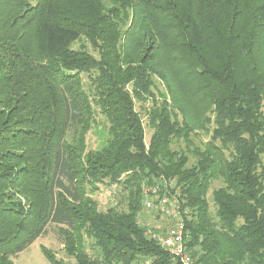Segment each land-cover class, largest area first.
<instances>
[{
  "label": "trees",
  "instance_id": "trees-1",
  "mask_svg": "<svg viewBox=\"0 0 264 264\" xmlns=\"http://www.w3.org/2000/svg\"><path fill=\"white\" fill-rule=\"evenodd\" d=\"M160 178L196 264H264V0H0V264L51 225L74 264H179L137 224ZM104 182L124 210L97 209Z\"/></svg>",
  "mask_w": 264,
  "mask_h": 264
},
{
  "label": "rangeland",
  "instance_id": "rangeland-1",
  "mask_svg": "<svg viewBox=\"0 0 264 264\" xmlns=\"http://www.w3.org/2000/svg\"><path fill=\"white\" fill-rule=\"evenodd\" d=\"M31 2H34V0H31ZM80 45L85 46V48L95 58L98 57L97 53L90 48V46L84 39H80L79 41L73 43L71 45V48L78 49ZM80 77L83 90L88 95H90V98H92V90L89 75L82 73ZM157 85L159 90L163 91V87L159 82L157 83ZM149 105V102L144 105L135 103V109L140 114L142 122L144 124V141L146 144H148L149 138L152 133V130L147 125V119L145 114V110L149 107ZM93 111L95 124L92 125L90 131L86 135L87 151H94L99 149L103 145L107 137V121L102 115H100L97 106L93 105ZM207 139V137L201 136L197 138L195 142L200 145L206 142ZM222 186L223 184L219 181L213 182L210 185V188L207 193V198L210 205L211 213H213L214 211V206L211 200V193ZM86 193L87 195L91 194L89 196L93 199V201L97 203V209L99 211H106L111 207H117L121 210H124L125 208V200H123L122 198L126 196V192L120 186L107 185V183L104 182L103 184H98L96 190H94L93 192L88 193L87 190ZM142 212L143 213L140 214L138 218L143 220L144 224H148L146 228H149L152 233L158 234L162 233L165 230L166 223L165 221H163L162 217L158 213L147 212L143 209ZM56 231V226H48L46 234L34 241L30 247L20 253L17 257L13 258L12 264H50L43 255V250H46L49 254L54 256L56 263L58 264H74L73 259L68 257L67 254L64 252L63 246L57 236ZM88 252L91 253L90 250H88Z\"/></svg>",
  "mask_w": 264,
  "mask_h": 264
},
{
  "label": "built area",
  "instance_id": "built-area-1",
  "mask_svg": "<svg viewBox=\"0 0 264 264\" xmlns=\"http://www.w3.org/2000/svg\"><path fill=\"white\" fill-rule=\"evenodd\" d=\"M141 194L143 210L158 213L165 221L166 228L162 233H152L149 228H146L148 224H144L140 218L137 220L138 226L145 227L146 235L151 236L173 261L179 264H196L187 249L184 236L183 216L189 211L184 207V201L175 183L160 178L154 184L143 185ZM142 213L141 211L140 214ZM148 263L149 261L145 264Z\"/></svg>",
  "mask_w": 264,
  "mask_h": 264
}]
</instances>
